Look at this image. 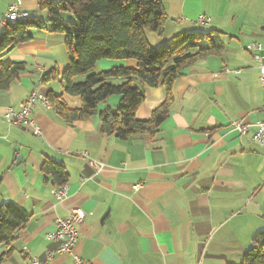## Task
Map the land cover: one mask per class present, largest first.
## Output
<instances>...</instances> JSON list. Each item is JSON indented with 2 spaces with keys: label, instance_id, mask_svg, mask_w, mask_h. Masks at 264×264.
<instances>
[{
  "label": "crops",
  "instance_id": "crops-1",
  "mask_svg": "<svg viewBox=\"0 0 264 264\" xmlns=\"http://www.w3.org/2000/svg\"><path fill=\"white\" fill-rule=\"evenodd\" d=\"M160 2L167 16L163 34L144 32L152 48L184 32L216 31L223 49L175 80L169 114L152 134L120 139L100 132L98 115L115 109L118 95L98 104L89 120L71 124L37 101L30 117L40 135L30 127L7 125L6 108L17 109L32 91L60 95L69 108H80L81 99L63 92L61 73L69 56L62 34L35 31L29 42L1 55L0 61L24 62L25 70L0 90V202L16 203L29 219L0 264H28L31 258L75 264L74 255L86 264H240L253 236L264 229V145L229 126L264 121L259 71L247 49L250 43L264 44V0ZM13 3L28 17L47 15L38 0H0V17ZM201 15L209 21L198 22ZM4 28L0 24V32ZM136 65L101 59L95 70ZM51 70L55 78L42 83ZM138 85L144 99L135 117L146 120L165 91ZM83 152L102 168L92 167ZM45 159L62 162L68 173L61 201L41 171ZM136 184L141 186L135 191ZM72 208L85 212L73 251L47 260L59 245L48 238L54 220L67 217ZM6 250L0 244V255Z\"/></svg>",
  "mask_w": 264,
  "mask_h": 264
},
{
  "label": "trees",
  "instance_id": "trees-1",
  "mask_svg": "<svg viewBox=\"0 0 264 264\" xmlns=\"http://www.w3.org/2000/svg\"><path fill=\"white\" fill-rule=\"evenodd\" d=\"M45 18L28 17L0 32V57L20 44L29 42L33 32L59 33L64 36L69 56L67 67L61 73L63 92L79 96L80 108H69L60 95L49 91L46 99L57 116L65 123L87 121L97 113L98 104L112 95L120 96L115 109L105 108L99 113V130L106 135L125 139L128 136L152 134L169 114L172 97L170 89L185 69L195 62L223 49L216 31L184 32L159 49L152 48L144 32L162 35L167 16L160 0H38ZM70 14L72 20L64 19ZM202 44V45H201ZM101 59L134 60L136 67H113L96 71ZM25 64L5 59L0 61V90L9 87ZM83 76L81 81L76 77ZM55 78L54 70L41 77L46 83ZM123 78L121 83L112 79ZM163 86L164 100L149 119L139 120L135 111L144 99L140 86ZM41 171L53 187L67 183L68 173L62 162L43 161ZM29 216L14 202H0V244L7 250L0 262L12 250L28 222ZM240 264H264V229L252 238V246L244 251Z\"/></svg>",
  "mask_w": 264,
  "mask_h": 264
},
{
  "label": "built area",
  "instance_id": "built-area-1",
  "mask_svg": "<svg viewBox=\"0 0 264 264\" xmlns=\"http://www.w3.org/2000/svg\"><path fill=\"white\" fill-rule=\"evenodd\" d=\"M28 18V13L19 9L16 4H11L8 6L6 12L3 16L0 17L1 25H13L18 21ZM198 22L207 23L209 18L205 16H199ZM264 35V29H263ZM247 49L252 52V57L257 64L259 71L260 85L264 95V54L261 51H264V44L261 43H250L247 46ZM40 101L42 104L48 106L50 103L48 100L43 97L41 94L36 91L30 92L27 97L20 102L17 109L12 107L6 108L3 118L7 125L9 126H18V127H30L33 132L37 135H40V130L36 125L35 121L30 117L34 104ZM261 110L264 112V100L261 104ZM231 128L239 132L240 134L250 133V139L258 144L264 145V121H259L252 125L243 124L240 121H233L229 124ZM83 156L88 159L89 164L94 167L96 170L102 168L103 163L97 161L88 156L87 153L83 152ZM140 184L134 186V190L140 188ZM51 193L54 195L55 199L61 201L65 198L67 193V186L63 185L60 187H54L51 190ZM85 217V212L81 208H72L69 210L67 217H56L54 220L55 231L52 234L48 235V238L56 239L59 241L58 247L49 252L47 255V260L51 259L55 253L61 254H71L73 247L79 237V225L82 223ZM75 264H86L78 256H73ZM46 261H39L35 258H31L28 264H45Z\"/></svg>",
  "mask_w": 264,
  "mask_h": 264
},
{
  "label": "rangeland",
  "instance_id": "rangeland-1",
  "mask_svg": "<svg viewBox=\"0 0 264 264\" xmlns=\"http://www.w3.org/2000/svg\"><path fill=\"white\" fill-rule=\"evenodd\" d=\"M65 20L66 19H69V20H72V16L70 15V14H67V17L66 18H64ZM202 45V44H201Z\"/></svg>",
  "mask_w": 264,
  "mask_h": 264
},
{
  "label": "water",
  "instance_id": "water-1",
  "mask_svg": "<svg viewBox=\"0 0 264 264\" xmlns=\"http://www.w3.org/2000/svg\"><path fill=\"white\" fill-rule=\"evenodd\" d=\"M20 157L17 158V161H19ZM17 163V162H16Z\"/></svg>",
  "mask_w": 264,
  "mask_h": 264
},
{
  "label": "bare ground",
  "instance_id": "bare-ground-1",
  "mask_svg": "<svg viewBox=\"0 0 264 264\" xmlns=\"http://www.w3.org/2000/svg\"><path fill=\"white\" fill-rule=\"evenodd\" d=\"M46 98V97H45Z\"/></svg>",
  "mask_w": 264,
  "mask_h": 264
}]
</instances>
